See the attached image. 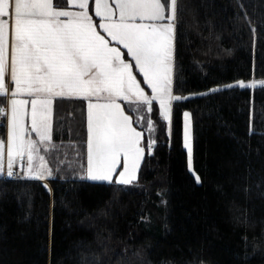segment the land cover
<instances>
[{
    "label": "trees",
    "instance_id": "obj_1",
    "mask_svg": "<svg viewBox=\"0 0 264 264\" xmlns=\"http://www.w3.org/2000/svg\"><path fill=\"white\" fill-rule=\"evenodd\" d=\"M185 3L174 88L185 99L170 132L156 109L140 188L80 179L86 103L58 100L50 187L0 177V264H264V85L224 87L264 80V0ZM245 10L255 34L236 19ZM185 112L200 183L187 167Z\"/></svg>",
    "mask_w": 264,
    "mask_h": 264
},
{
    "label": "snow or ice",
    "instance_id": "obj_2",
    "mask_svg": "<svg viewBox=\"0 0 264 264\" xmlns=\"http://www.w3.org/2000/svg\"><path fill=\"white\" fill-rule=\"evenodd\" d=\"M93 2L94 13L90 0H0V103L4 104L0 114L6 118V133L0 138V176H15L17 167L33 179L54 176L42 153L57 147L53 113L58 100L86 103V165L82 167L83 176L91 181L133 185L139 180L146 148L154 149L156 140L149 136L145 145V133L135 126L123 101L147 113L158 103V114L170 132L174 102L185 99L174 88L177 35L183 31L187 3ZM236 19L247 20L256 33L246 10L238 11ZM257 83L264 85V80L250 84L239 80L224 87L255 88ZM190 116L184 113L183 146L187 167L200 183L193 165ZM147 125L150 133L155 130L150 118ZM249 134L255 133L250 129Z\"/></svg>",
    "mask_w": 264,
    "mask_h": 264
},
{
    "label": "rangeland",
    "instance_id": "obj_3",
    "mask_svg": "<svg viewBox=\"0 0 264 264\" xmlns=\"http://www.w3.org/2000/svg\"><path fill=\"white\" fill-rule=\"evenodd\" d=\"M250 84V83H248ZM123 105H124V108H125V111L131 115L133 117V120L136 121V124L135 126L137 128H139L140 130H142L144 133H145V145H147V141H148V137L151 136L152 139H155L156 142H157V130H158V124H157V121H156V109H158V103H154V107H153V112L152 113H147L146 109H143L141 108V110L138 112L136 110V105L135 104H129L127 101H123L122 102ZM157 105V106H156ZM139 117H144V120L143 121H140L138 118ZM151 119L153 121V126L155 128V130L153 132H149L148 131V125H147V120L148 119ZM6 119V118H5ZM190 121H191V130H192V137H193V125H192V115L190 116ZM53 122H54V119H53ZM184 122H185V117H184ZM165 123L167 124V122L165 121ZM168 126V125H167ZM53 136H54V125H53ZM53 142H54V137H53ZM153 149H147L146 148V153L147 152H152ZM187 151V150H186ZM145 153V154H146ZM42 154H46V153H42ZM18 168V167H17ZM1 177V176H0ZM54 177V176H53ZM53 177H49L46 182L47 186L50 187V185L48 184V180H50L51 178ZM29 178V177H28ZM80 179L81 180H87V181H91V180H88L87 178H85L83 176V173L80 174ZM27 180V179H26ZM92 182H98V181H92ZM102 183H107V182H102ZM117 185H120V184H117ZM120 186H124V187H129V188H140L139 186V183L138 181L136 183H134L133 185H120Z\"/></svg>",
    "mask_w": 264,
    "mask_h": 264
},
{
    "label": "crops",
    "instance_id": "obj_4",
    "mask_svg": "<svg viewBox=\"0 0 264 264\" xmlns=\"http://www.w3.org/2000/svg\"><path fill=\"white\" fill-rule=\"evenodd\" d=\"M90 3H92V8H91V11L94 13V2H93V0H90ZM93 18H94V20H96L97 22H99V18L98 17H95V16H93ZM123 50V49H122ZM125 52H126V50H124ZM125 58L126 59H131L130 57H128L127 55L125 56ZM146 91L149 93V94H151L150 93V89H147L146 88ZM53 119H54V113H53ZM24 175V174H23ZM6 175H4V176H1V177H5ZM24 177H25V180L27 179V180H30V181H42V182H46V181H44V180H38V179H33V178H28V177H26L25 175H24Z\"/></svg>",
    "mask_w": 264,
    "mask_h": 264
},
{
    "label": "built area",
    "instance_id": "obj_5",
    "mask_svg": "<svg viewBox=\"0 0 264 264\" xmlns=\"http://www.w3.org/2000/svg\"><path fill=\"white\" fill-rule=\"evenodd\" d=\"M20 169L17 168V174L13 177H11L12 180H21V176H20Z\"/></svg>",
    "mask_w": 264,
    "mask_h": 264
}]
</instances>
